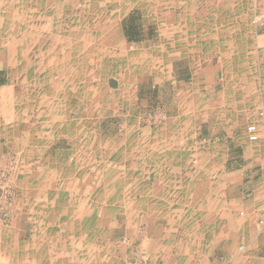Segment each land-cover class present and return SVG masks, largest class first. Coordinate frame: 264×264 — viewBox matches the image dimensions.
I'll return each instance as SVG.
<instances>
[{"label":"crops","instance_id":"1","mask_svg":"<svg viewBox=\"0 0 264 264\" xmlns=\"http://www.w3.org/2000/svg\"><path fill=\"white\" fill-rule=\"evenodd\" d=\"M60 2L0 0L5 33L24 46L7 47L5 99L21 100L16 87L31 82L47 91L22 100L46 107L40 127L17 125L29 151L39 156L29 153L25 172L15 176L24 193L0 205V264H264V144L249 143L245 129L229 131L220 108L208 111L209 100L246 99L222 90L220 95L216 83L218 72L232 70L235 81L229 79L239 85L243 50L237 26L245 20L239 12L244 1L99 0L80 14L74 13L75 0ZM26 4L36 8L23 12ZM60 4L71 13L60 12ZM36 14L40 20L33 19ZM65 19V29L50 28ZM69 31L71 39H64ZM254 65L249 61L248 70ZM72 100L85 110V122L64 125L61 108ZM97 102L114 110L111 117L121 111L119 143L109 144L115 125L101 123L97 131L106 133L98 149L108 156L100 160L125 167L119 175L103 170L91 176L98 162ZM0 110V116L11 111ZM213 117L219 121L209 122ZM148 118L153 124L140 126ZM67 134L76 135L71 145L57 147ZM50 150L55 154L44 161ZM97 191L119 209H105L109 216L93 239L95 228L85 217L93 207L80 201ZM115 230L124 240L121 255L108 253ZM128 246L140 256L129 257Z\"/></svg>","mask_w":264,"mask_h":264},{"label":"rangeland","instance_id":"2","mask_svg":"<svg viewBox=\"0 0 264 264\" xmlns=\"http://www.w3.org/2000/svg\"><path fill=\"white\" fill-rule=\"evenodd\" d=\"M64 1L69 3L72 0H64ZM96 1H99V0H75V2L77 3V7L74 13L76 14L87 13L88 9L91 10L94 8L93 5L88 6L87 4H92V3H95ZM242 1H244V4L242 5H245V6H244V9H240L239 12H240V17H242L243 15L245 16V20L239 21V26H237V28H239V30L241 31L240 36H239L241 38L239 46L243 50V53H242L243 55L241 57V60L239 61L240 70L237 75L239 77V81H238L239 85L235 86L234 82L230 80V79H233L234 77L233 80L235 81L236 71H234V74H233L231 73L232 70H229V72H226L225 70L224 75L222 74V71H221L222 75L219 74L218 72L217 77H216V83L218 84L220 95H221V90H222L223 94L225 93V94L231 95L233 93V94H236V97L242 96V97H246V99L245 100H232V101L224 100L222 101V104H220V101H214V100L210 101L209 100L208 111L214 112L216 107L218 109L220 108L221 110H223L225 126H227L229 131L233 130V131L239 132V131H243L244 129L246 131L249 126H255L256 131H257V136H258L257 138L258 141L255 143L263 145L264 144V131H263L262 126L264 123V43H263L264 42V37H263L264 36V0H247L246 3H245V0H240V2ZM29 7L36 8V5L26 4L23 6L22 11L23 12L26 11L27 13L29 10ZM67 7L68 6H66L65 4H63V6L62 4H60L59 11L61 9L60 12H62V10L64 9V12L66 14L71 13L67 11L68 9ZM55 9L56 8L54 7V10ZM47 10L48 11L52 10L51 6H48ZM3 15L2 16L0 15V58H1L0 69H2L0 72V75H1L0 76V99L4 97V100L2 101L0 108L3 110H11V111L7 112V116H0V131L3 134V135L1 134L3 138V140L1 141L3 148L0 151V203H1L0 205H2L4 201H7L8 199H12L13 197L15 198L19 196L21 193H24V188H23L22 183L19 182L17 177L15 176L25 172L26 166L24 165V163H25V160L29 162L28 161L29 156H30L29 153H32V154L35 153V156H37V154L39 156V152H37V150H32V152L29 151L28 145L26 144L29 142V140H27L25 132H23V130H19V127L21 126L23 128L24 126L27 125L28 131L29 129H33L34 127L35 128L40 127L39 126V124H41L40 122H43V119L39 118V115L42 113L41 108L45 109L46 107L45 106L46 104L40 103V101H37V100H29L26 102L22 101L25 98L26 94L39 95V93L41 94L42 92L46 91V90H43L41 92L42 86L39 83H36L35 85L33 82H31L30 86L24 85L25 86L24 87L23 84L17 86L16 87L17 93L18 91L20 92L17 95V98L21 100H17L15 103L13 102L10 103L7 99H5L6 94L4 90L7 88V83H8V70L7 69H8L9 62H10L7 47L12 44L11 42L13 43L16 42L18 45L17 47H19V49L22 51L24 46L21 45L20 42H18L20 41V39L17 36L11 39V37H9L7 33H5L6 32V30L4 29L5 25L3 24L4 23L6 24L7 18L5 17V15L4 16ZM133 16L137 17V12H134ZM33 19L40 20V17L39 15L36 14L35 16H33ZM68 22L69 21H67V19L61 21V23L52 21L50 28L54 31L55 27L59 26V24H61V27H62V24H63L64 25L63 29H65L66 28L65 26L67 25ZM227 26H233V24L226 23L224 27H227ZM71 35L72 33L70 31L67 32L66 35L64 36V39L70 40ZM250 35L251 37L249 38ZM209 40L216 42L215 39H209ZM49 43L52 44V46L56 45L55 40L53 38H50ZM75 46H78V45L75 43ZM210 50L211 49H209V51ZM211 54L214 57H218V55H214V52H211ZM249 61L250 62L252 61V64H253V61L255 63L254 66L252 67L250 66L251 67L250 70H248ZM228 64H229V67L235 66V64L231 61H229ZM216 65L218 64L215 58L213 66L216 67ZM249 78L254 79L255 81L254 86L248 81ZM225 83H227L230 86L226 87ZM48 90H51V89H48ZM91 90L93 91V89ZM95 90L96 89H94L93 93H97L95 92ZM80 91H82V88H80ZM64 92L68 93V90L64 89ZM65 95H66L65 97H67V94ZM215 97L220 98V96H217L216 94H215ZM249 97H257L259 98V100L249 101L248 100ZM97 103H99L100 105H99V110L96 114L97 117L95 120L94 127H95L96 134H97L95 143H96V150H97L96 158L98 159V162L97 164L92 166L93 172L91 173V176L95 177L96 175H100V174L102 175L103 170L104 171L106 170L105 173L110 172L113 175L115 173L119 175L121 172L124 171L125 167L119 165L118 162L117 164L111 165V166L109 164L108 165L102 164L103 160L101 161L100 159H104L105 157H107L108 153L103 155L104 153L101 152L98 149V147L103 145L105 141L106 133L100 134L97 131L99 130V126L101 123H102L101 126L104 124L107 126H109L110 124L115 125L116 129L114 128L115 130L113 131L111 135L112 137H111V141L109 142V144L119 143L120 136L117 131L119 130L121 125H124L123 119H121V116H119L121 111L120 110L115 111L116 116L111 117V115H114V110L105 111L104 103L103 102H97ZM14 109H16V112L14 111ZM61 110L63 111L64 114L66 113V116L63 117L62 119L64 122L63 123L64 125H68L71 122L75 123V125H79V124H82V122L83 123L85 122V118H83L85 117L83 115L85 110L83 109V107L79 106L78 100L65 101L64 106L61 108ZM1 113H4V112H1ZM13 113H16V118H15V114ZM53 113H55V111H53ZM25 115H27V118L25 117ZM111 119L114 121H112ZM215 121H219V119H216V117L209 119V122H215ZM150 122H151V119L148 118L146 119V121L141 123L140 126H151L153 123L150 124ZM17 125H19V127H17ZM8 128H9V131H7ZM33 136H35V140H39L38 135H33ZM64 136L59 137L57 147L59 148L69 147L71 145V142L74 141L76 137V135L75 137H73V135L71 136L69 134H67V136L66 135ZM79 137L81 138L80 141L84 140L83 134H80ZM53 139H55V137ZM247 140L249 143L255 144L254 141H250L248 139V135H247ZM115 145H113V147H115ZM54 154L55 152L53 150H50L49 153L46 155L47 157H45L44 161H49V157H51ZM133 154L135 155V152ZM216 169L217 167L213 166L212 170H216ZM208 170L211 171L210 169ZM113 175H110V176H113ZM88 184H91V182L82 184L83 185L81 189L82 193L86 192L85 190ZM83 198L85 199L80 201V205L86 206L87 204L90 203V207L91 206L93 207V209H91V212H94V213H91V214L89 213V215H86L85 217L87 218L89 217L88 221H90L91 224H93L92 227L90 225L91 229L95 228V232L91 234V237L95 239L96 237H98V234L100 232V227L102 228L103 220H105L106 217L109 216V215L106 216L104 211L105 209L110 208V206H113L111 205V203H113L114 200L112 202V199H110V197L104 198L102 191H97V193L93 194L92 197L90 195V196L83 197ZM117 201L118 200H116V202ZM114 207H116V209H119L117 208L118 206H113V208ZM118 216L119 215L117 214L116 217L118 218ZM129 216H132V214L131 215L129 214ZM117 222L119 223V221ZM115 225H118V224H113L112 226H115ZM177 232L178 231H176V233ZM179 232L180 234H183L184 231L179 230ZM121 236L122 235L120 231L115 230V232L112 235V245H111L112 248L111 250L109 248L108 253L110 254L117 253L121 255L125 252L123 247L119 244L120 241H122V243L124 242ZM177 241L180 243L185 242L184 239L178 238V234H177ZM128 249L129 250H127V252L129 251L128 252L129 257H137V256H140L139 254H141L140 250H135L136 248L134 246L133 247L128 246ZM54 258H57V257H54Z\"/></svg>","mask_w":264,"mask_h":264},{"label":"built area","instance_id":"3","mask_svg":"<svg viewBox=\"0 0 264 264\" xmlns=\"http://www.w3.org/2000/svg\"><path fill=\"white\" fill-rule=\"evenodd\" d=\"M248 139L250 141H256L257 140V131L255 126H249L246 130Z\"/></svg>","mask_w":264,"mask_h":264},{"label":"bare ground","instance_id":"4","mask_svg":"<svg viewBox=\"0 0 264 264\" xmlns=\"http://www.w3.org/2000/svg\"><path fill=\"white\" fill-rule=\"evenodd\" d=\"M27 23V22H26ZM21 27V26H20ZM55 119V118H54ZM57 122V121H56ZM56 126V125H55Z\"/></svg>","mask_w":264,"mask_h":264}]
</instances>
